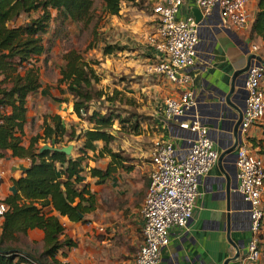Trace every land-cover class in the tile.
<instances>
[{"label": "crops", "instance_id": "crops-1", "mask_svg": "<svg viewBox=\"0 0 264 264\" xmlns=\"http://www.w3.org/2000/svg\"><path fill=\"white\" fill-rule=\"evenodd\" d=\"M151 1L154 0H142L139 6L125 2L120 15L110 18L105 43L117 44L125 50L103 57L105 61L101 64L105 74L123 75L117 87L126 94L132 95L135 91L137 96L140 90L146 93L148 105L143 106L141 114L149 119L141 123V135H130L129 138L119 139L121 141L116 136L111 147L121 152L126 160L103 184H97L98 179L91 177L88 170L92 167L105 169L108 158L101 159L100 164L84 166V183H88L93 195L94 209L81 222L73 224L66 218L62 220L66 227L64 236L71 239L75 247L65 249V256L59 258V264H134L142 244L140 208L152 170V145L156 141L171 142L176 159L183 160L197 135L182 129L180 125L193 120L207 129L218 160L211 171L199 179L200 197L187 229L170 232L169 245L159 249L158 264H238L247 252L251 237L250 208L238 192L235 158L242 137L237 135L236 140L234 132L244 109L248 59L253 56L250 66L264 65V42L250 34L258 11V0H248L249 21L245 30L228 27L220 18L218 9L202 17L197 24L195 65L189 70L192 77L189 88L194 105L183 116L169 120H165L161 108L166 99L176 98L179 92L162 78L148 77L144 73L146 63L154 56L147 41L148 36L155 32L152 8L163 0H155L150 7H146ZM194 7V0H184L177 19L183 20L192 15L191 9ZM251 45L257 47L256 53L251 51ZM41 85L38 93L27 98L26 144L30 137L38 134L28 130L32 118L43 123L45 117L57 115L66 129L73 128L76 134L89 128L87 121L78 119L73 113L72 98L67 92L62 95V100L52 101V111L44 114L45 110L40 104L45 90L42 82ZM33 103L35 111L31 112ZM263 128L264 117L250 128L245 140L250 144L257 142L263 136ZM81 142L82 138L74 143L73 150H77ZM254 150L257 152L258 149ZM9 154L0 160V199L12 194L11 180L19 178L30 165L28 161L11 158ZM259 156L264 161V155ZM42 239V231L31 230L21 238L17 247L34 254L39 245L40 255ZM44 263L51 264L50 260ZM259 264H264V230Z\"/></svg>", "mask_w": 264, "mask_h": 264}, {"label": "trees", "instance_id": "trees-1", "mask_svg": "<svg viewBox=\"0 0 264 264\" xmlns=\"http://www.w3.org/2000/svg\"><path fill=\"white\" fill-rule=\"evenodd\" d=\"M101 1L100 13L107 19L119 16L125 2L138 5V0ZM94 4L95 0H0V160L10 153L11 158L30 164L19 178L11 180L12 194L0 199V205L6 207L0 217V264H46L47 260L59 264L65 249L75 247V243L64 236L66 227L62 220L66 218L73 224L81 222L94 209L93 195L88 183H84V162L90 158L92 161L109 159L105 169L88 170L91 177L98 179L97 184H103L126 160L111 147L116 139L114 132L126 128L123 132L129 135H141V123L149 119L135 114L125 118L116 110L103 114L100 108H94L92 104L102 100L113 104L114 97L97 88L103 80L99 68L95 69L100 62L87 61L82 52L71 48L62 56L64 64L57 86L61 93L71 96L73 113L80 120L87 118L89 128L76 134L74 129H66L59 116L50 115L43 121L42 132L30 137L27 144L24 141L27 98L42 87L37 64L47 52L44 36L50 24L71 22L81 31L87 30L95 18ZM257 10L250 34L264 42V0L257 1ZM34 13L37 17L31 18ZM22 17L27 20L18 24ZM95 48L92 44L87 51ZM124 50L117 44H105L101 53L108 57ZM155 58L154 52L148 63ZM81 138L75 156L51 151L39 153L43 145L61 148ZM250 145L258 149V156L264 155V128L262 138ZM35 229L43 233L39 259L17 247L21 238Z\"/></svg>", "mask_w": 264, "mask_h": 264}, {"label": "built area", "instance_id": "built-area-1", "mask_svg": "<svg viewBox=\"0 0 264 264\" xmlns=\"http://www.w3.org/2000/svg\"><path fill=\"white\" fill-rule=\"evenodd\" d=\"M184 0H163L153 6L155 32L147 38L156 58L145 65V73L161 77L175 87L179 95L165 100L161 113L165 120L181 117L194 105L192 77L189 70L195 65L198 30L192 15L178 20ZM202 17L215 9L220 18L235 30L248 26V0H194ZM251 51L257 47L251 45ZM264 65L250 66L245 82L246 98L238 128L242 141L236 152L235 167L238 192L249 204L251 237L247 252L238 264H259L261 235L264 230V161L245 140L248 131L264 117ZM82 116H85L81 112ZM182 129L197 135L190 152L178 161L171 142L153 143L150 160L152 170L144 202L140 208L142 244L134 264H158L159 249L170 243L172 230L184 231L192 219L197 199L199 179L209 173L218 160L207 129L197 120L181 124ZM2 175L0 174V179ZM0 205V217L5 212Z\"/></svg>", "mask_w": 264, "mask_h": 264}, {"label": "rangeland", "instance_id": "rangeland-1", "mask_svg": "<svg viewBox=\"0 0 264 264\" xmlns=\"http://www.w3.org/2000/svg\"><path fill=\"white\" fill-rule=\"evenodd\" d=\"M154 1L153 2L151 1L146 7H148L149 5L151 6L154 3ZM136 4H138L137 6L142 5V1L138 0ZM101 5H102L101 0H95V4H94L95 18L87 30L81 31L79 26L71 22L61 23L59 21H56V23L52 22L50 24L48 33L44 36V44L45 47L47 48V52L46 54H44L39 58V62L37 64V66L40 69V77H41L40 79L44 85V90H45L44 95H41L42 104H40L43 106V109L45 110L44 114H49V112L52 111L54 106L52 101L56 99H61L63 95V93L59 91L60 89L57 86V79L59 78L61 67L64 64L62 60V56L67 49H71V48L82 52L83 58L87 61L100 62L99 67L95 66V69L99 68L98 73L102 75L103 80L99 83L97 88L104 90V92H106L110 98L114 97L112 98L113 104H109L106 101L102 100L101 102L93 103L92 105L94 106V108L96 109L100 108L103 114L110 111L114 112L116 110L119 111L118 113H121V115L126 118L128 114H135L136 116H142L141 112L143 106L145 107L148 105L147 102L149 98L145 92L140 90L138 92V95L136 96L134 91L132 95H129L117 87V85H119L120 82L119 80L120 77L123 76L122 74H118L116 76H110L108 74H105L104 72V68L101 64L104 63L105 59L103 58V56H101L102 54L101 52L103 45L106 44L104 37L107 38L108 34L105 33L107 31V28H109L110 19H107L101 15L100 13ZM37 15H38L37 13H34L30 17L34 18L37 17ZM53 16H55V13H53ZM26 20L27 17H22V19H20L17 23L20 24L25 22ZM108 32L109 30L107 31V33ZM53 36L56 37L53 38ZM92 44H94L96 48L92 51H87L88 50L87 48ZM147 64L148 62L146 63V65ZM146 75H148V77L149 76L155 77L149 74ZM162 80L164 79L162 78ZM164 82L167 81L164 80ZM169 85L172 87L171 84ZM62 89L65 90L64 86H62ZM175 91L177 92L176 89ZM150 101L152 102L151 99ZM162 103H163V99L160 101L159 104L162 105ZM34 111H35V103H33L31 108V112ZM82 120L86 122L87 118H82ZM117 125L118 124L115 123L114 127L116 129H117ZM42 128H43V123H41V120H36L35 118H32L28 127L30 133L36 132L40 134L42 132ZM141 128L142 127H140V130ZM124 130L127 129L125 128ZM124 130L122 129V132H114L115 136L118 137V140L130 137L129 134L123 132ZM75 154H76V149L72 151V155L75 156ZM90 156L92 155L90 154ZM90 159L84 162V166L86 168L92 166L93 164H100V162H102L101 159H96L94 161ZM39 252L40 251L38 245L36 246V250H34V254H33L36 259H39L38 258ZM29 253L32 254L31 252Z\"/></svg>", "mask_w": 264, "mask_h": 264}, {"label": "water", "instance_id": "water-1", "mask_svg": "<svg viewBox=\"0 0 264 264\" xmlns=\"http://www.w3.org/2000/svg\"><path fill=\"white\" fill-rule=\"evenodd\" d=\"M191 14L192 16L194 17L195 19V23L198 24L201 22L202 20V14L201 12L199 11L198 8L194 7L191 9ZM253 56L249 57L248 59V65H247V68L245 69V71H247L250 67L249 65V62L250 60L252 59ZM246 94V93H245ZM245 98H246V95H245ZM241 119H242V115L240 117V120H239V124L237 126V128L235 129V132H234V137L235 139L237 140V135H239L238 133V128H239V125H240V122H241ZM234 147H236V142L234 144ZM45 151H51V152H57V153H63L67 156H70L72 154V151H73V145H69V146H66V147H61V148H54V147H51L49 145H43L40 149H39V153H43Z\"/></svg>", "mask_w": 264, "mask_h": 264}]
</instances>
